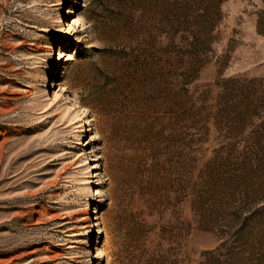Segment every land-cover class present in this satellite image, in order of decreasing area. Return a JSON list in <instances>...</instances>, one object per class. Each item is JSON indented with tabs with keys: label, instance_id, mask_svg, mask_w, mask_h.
Returning <instances> with one entry per match:
<instances>
[{
	"label": "rangeland",
	"instance_id": "rangeland-1",
	"mask_svg": "<svg viewBox=\"0 0 264 264\" xmlns=\"http://www.w3.org/2000/svg\"><path fill=\"white\" fill-rule=\"evenodd\" d=\"M0 264H264V0H0Z\"/></svg>",
	"mask_w": 264,
	"mask_h": 264
}]
</instances>
